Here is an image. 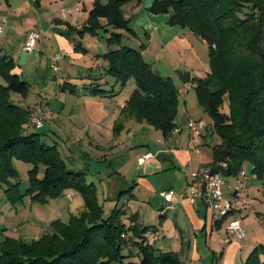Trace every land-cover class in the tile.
Here are the masks:
<instances>
[{
  "label": "trees",
  "instance_id": "trees-1",
  "mask_svg": "<svg viewBox=\"0 0 264 264\" xmlns=\"http://www.w3.org/2000/svg\"><path fill=\"white\" fill-rule=\"evenodd\" d=\"M127 1L103 4L96 0L83 32L97 37L98 29L104 27L103 18L107 33L111 27L131 29L122 12ZM150 12L169 14L170 25L191 32L208 45L210 71L206 78L192 79L191 83L222 140L213 147L211 170L224 177H236L249 163L252 175L263 181L264 0H155ZM106 43L117 47L104 56L108 62L106 74L120 88L130 80L136 85L114 133L124 129V120H133L161 130L164 136L171 135L178 128L180 104L173 80L159 74L141 50L125 45L122 34L110 32ZM0 79L5 82L0 84V190L4 189L12 204L27 196L33 203L47 204L67 191H75L83 197L85 206L84 212L72 216L68 223L50 225L49 232L38 240L7 238L1 246L0 264H130L123 255L128 248L123 235L130 233L129 241L137 248L141 264H181L176 253L161 252L147 243L145 234L151 227H127L123 206L104 217L94 182L86 173L69 170L58 147L31 131L28 122L34 108L12 100L13 94L26 97L31 83L15 72L13 59L1 51ZM100 80L85 87L89 95L110 97L119 93H114L113 88L105 89L107 83ZM72 91L75 92L73 88ZM14 159L32 165L25 191L21 190ZM41 166L45 167L43 177H39ZM222 222H216L218 228ZM244 264H264V245L256 246Z\"/></svg>",
  "mask_w": 264,
  "mask_h": 264
},
{
  "label": "crops",
  "instance_id": "crops-1",
  "mask_svg": "<svg viewBox=\"0 0 264 264\" xmlns=\"http://www.w3.org/2000/svg\"><path fill=\"white\" fill-rule=\"evenodd\" d=\"M95 1L0 0V26L4 27L0 33V51L13 59L15 72L31 83L29 94L20 100L21 106L53 111L54 116L43 133L44 140L58 147L69 170L86 173L89 181L96 185V179L103 185L107 206L115 201L118 193L119 202L126 189H135L136 185L144 189L145 194L150 193L149 201L158 210L159 220L152 224L144 222L151 227L145 234L147 243L161 252L176 253L181 264H233L234 258H240L237 264H244V257H248L261 243L252 242L244 252L241 240L247 239L246 234L241 240L230 237L225 223L222 222L218 228L211 211L201 199L193 202L183 197L189 186L187 172L211 169L213 150L206 149L210 132L206 129L207 132L200 136V143L190 132L188 135L184 133L187 128L181 127V133L163 136L153 144L145 145L138 142L140 138L134 133V121L124 120V129L119 134L114 133V127L122 119L121 112L133 91L120 99L123 88L117 90L119 83L112 77L107 78L108 62L104 56L117 47H109L107 43L105 46L104 39L99 35L90 37L83 32ZM100 1L105 3L106 0ZM154 1L128 0L122 7L125 19L134 27L140 21V27L151 41L158 38L161 43L168 44L180 38L183 43H191L189 31L169 24V14L150 12ZM64 11H72L73 15L63 18ZM33 31L40 34V39L33 52H25L26 40ZM197 38L208 47L204 40ZM56 52L63 57L59 62L62 74L59 84L57 80L53 83L56 77L52 78L55 72L51 68V58ZM193 75L191 73V79ZM96 79L107 83L105 89L113 88L114 93H119L110 97L89 95L85 87ZM32 91L38 95L35 98L37 102L33 104L30 101ZM138 146L144 148L137 149ZM133 152L135 156H132ZM125 156L126 161H121L120 158ZM141 158H144L143 163L139 161ZM250 169L247 164L243 167L247 176ZM44 171L45 167L41 166L39 177H43ZM225 178L228 183L234 179ZM96 188L98 194L97 185ZM163 192L173 194L172 210L166 209L167 203L161 195ZM70 194L73 196L69 197ZM4 196L6 203L2 205L0 202V220L5 217L1 206L8 211L10 219L0 225V251L7 238L23 240L18 228L24 224L29 229H36L39 225L42 237L49 232L50 225L58 221L68 223L72 216H78L85 208L82 196L75 191H67L47 204L33 203L28 196L22 202L12 204L5 193ZM135 199L138 201L137 197ZM244 210L234 216L240 215L243 219L249 212L255 211L258 219L264 220L262 212L247 207ZM20 215L22 218L18 219ZM125 217L130 219V222L123 221L127 227L143 224L129 210ZM149 232L153 233L152 240L148 238ZM13 233L19 235L15 237ZM126 236L130 239L132 234ZM126 250L127 254L123 252L127 256L125 262L133 255L140 257L131 242Z\"/></svg>",
  "mask_w": 264,
  "mask_h": 264
},
{
  "label": "rangeland",
  "instance_id": "rangeland-1",
  "mask_svg": "<svg viewBox=\"0 0 264 264\" xmlns=\"http://www.w3.org/2000/svg\"><path fill=\"white\" fill-rule=\"evenodd\" d=\"M106 2L107 0L103 4H106ZM102 20H104V22L102 23L104 27H101L98 30H99L100 38L104 39L103 45L106 46V39L109 37L110 32L114 31V32L120 33L123 36V43L125 45L141 50L144 59H146L147 62L151 63V65L154 67V69L159 74H161L164 77H170L173 80L175 86L179 90L180 104H179V109H178V115L176 117V123L178 126H180L179 128L183 127L184 129H186L190 120H201L205 123V125L207 126V130L210 132V138L207 142L208 145L206 146L207 147L206 149H208L209 151H212L214 146L220 145L222 143L221 137L215 131L213 120L210 118L208 114L204 112L199 102V98L194 88V85L191 82L184 83L179 76V72H189V73L194 74L193 79L206 78L210 71L209 48L201 44V41L198 40L197 36H195L191 32L189 33L191 43H188V42L183 43L180 38L176 39L174 42H169L168 44L161 43V41L158 40V38H154L151 41L148 38V35H146V32L144 31L143 27H140L142 26L140 21L134 24L136 27L131 25V29H127L124 27L122 28L121 27L119 28L111 27L110 31L107 33L106 28H105L106 20L104 18ZM86 34L89 35V33H86ZM55 74H53L52 78H55L54 76ZM107 78H111V77L107 76ZM60 80H62V78ZM0 83L4 84V81L0 79ZM53 83L55 84L56 80L53 79ZM57 83L59 84L60 81H58ZM62 85L64 84L62 83ZM62 87L64 88V86ZM107 87L110 88V86H107ZM119 87L120 85L118 86L117 90H119ZM135 88H136V85H135L134 80H130L127 83V85L123 88L122 92L120 93V99H123L124 97L128 96ZM36 96L38 95H36L35 92L32 91L31 96H30L31 104L37 102L35 99ZM22 99L23 98L17 94H13L12 96L13 102L19 105L22 104L20 103V100ZM39 108L45 111L50 110V109H46L43 107H39ZM224 110L228 111V102L225 103ZM53 116H51L48 119V121L51 118H53ZM48 121L46 122V124L48 123ZM134 123H135L134 133L138 135L140 138L138 142H144L145 145H147V143L153 144L155 141H157L158 138H161L164 136L161 130L153 128L152 126H149L147 124H138L136 122ZM46 124L44 128L41 130L36 131L35 129H31V131L42 134V139L44 140L43 133L45 132V130H47V128H45ZM142 127H145V128H142ZM187 130L188 129H186L184 133L188 135L189 131ZM207 130L204 131V134L207 132ZM196 139L199 140L200 142V137L198 138L196 136ZM202 142L204 143L203 139H202ZM139 148H144V147L138 146L137 149ZM147 150L148 149L146 148V151ZM132 156H135V152L132 153ZM61 157L63 158V156ZM126 159H127V156L120 158V160L123 162L126 161ZM13 164H14L15 169L17 170L18 180H19L21 189L25 191L29 184V170H31L32 165L22 160H18V159L17 160L15 159ZM246 164L249 165L251 169L248 172L249 177H248L247 184H246V186L248 187V191L244 192L242 189L241 190V193H243L242 196L246 199V207L248 209L254 208L257 212H262L264 216V182H263L264 180L260 181V180H257L256 177H253L251 173L253 166L249 163H246ZM235 180L236 178L233 179V182H235ZM229 182H230L229 184L233 183L232 180H230ZM95 183L98 186V198L102 206V209L104 211L103 212L104 217L110 216L113 210H115L117 206L118 207L125 206L127 212L129 210L130 213H132L134 217H138V219L140 218V222L143 223L141 226V229L148 227V225L146 224H150L151 222H156V223L158 222L159 220L158 210L149 201L150 193L145 194L144 189H142L140 186L137 187L136 185L135 189H132V190L127 188L126 194H124L121 197V200L119 202L118 200L120 198L119 197L120 194L118 193L117 197L115 198V201L111 202L110 205L107 206L106 205L107 202L103 198L104 196L103 185H101V183L98 182L96 179H95ZM224 193H225V198L230 199L231 189L224 187ZM134 196L135 198L137 197L138 201H136ZM5 198L6 197L4 196V191L3 190L0 191V202L2 203V205L6 203ZM1 209L4 210L5 217L0 220V225L6 219H10V217L7 216L8 211H5L6 209L2 208V206H1ZM84 210L85 208L83 207L81 213L84 212ZM27 211L28 210H26V213ZM47 216L49 217L50 215L47 214ZM125 216L123 217V221L130 222V219L126 218ZM20 218H22V215L18 217V219ZM236 218H241V217L240 215H238ZM258 218L259 217L255 214V211H251L249 212L248 216L246 217L244 216V218L241 219L242 225H244L243 226L244 233L246 234V237H247V239L241 240V243L243 244V247H244V252H246V249H248L249 244H251L252 242H259L264 245V220H260ZM145 221H146V224H144ZM225 225L226 223L224 224V226ZM36 227H37L36 229L30 228L31 229L30 230L27 227V225L24 224L23 226L18 228V232H21L20 233V235H22L21 238L27 242L32 241L35 237L37 238L36 240H38L41 238L39 235L41 233V228L39 225H37ZM152 234H153L152 232L148 233V238L150 240L153 239ZM16 235H19V234L13 233V236L16 237ZM123 252L127 254L126 249ZM244 256H245V253H244ZM246 257H244L245 258L244 261L247 260L248 257L247 258ZM239 259L240 258L238 259L234 258L232 259L231 263L237 264V262H240ZM127 262H131L132 264H141V258L138 257L137 255H133L127 259Z\"/></svg>",
  "mask_w": 264,
  "mask_h": 264
},
{
  "label": "built area",
  "instance_id": "built-area-1",
  "mask_svg": "<svg viewBox=\"0 0 264 264\" xmlns=\"http://www.w3.org/2000/svg\"><path fill=\"white\" fill-rule=\"evenodd\" d=\"M72 11L62 12L63 18L72 16ZM4 27L0 26V33L3 31ZM40 39V34L36 31H33L29 34L25 46V52H33L36 48V45ZM63 59L62 55L58 52L54 53L51 58V68L56 73L55 77L57 81H60L62 78L61 69L59 67V62ZM54 113L51 110H43L40 108H34L31 110L28 126L35 130H41L44 128L48 119L53 116ZM188 131L193 136L200 137L204 131L207 129L205 123L201 120H190L187 125ZM182 132V129L176 128L173 134H179ZM147 155L146 157H149ZM140 163H143L144 158H141ZM225 166V165H224ZM187 177L189 179V186L186 190V193L183 197L195 201V199H201L211 211L213 215V220L215 222L223 221L226 223V229L230 237L235 239H244L245 233L243 230L242 221L240 218H236V215L239 211L243 210L246 207V199L242 196L241 190L244 192L248 191L246 186L248 176L245 171H241L236 177V180L233 184H229L226 178L219 173H214L211 169H204L200 171H189L187 172ZM224 187L231 189L230 199L225 198ZM165 199L167 210H172L173 207V194L170 192L161 193ZM73 196V194H70ZM123 238L129 244V238L126 235H123Z\"/></svg>",
  "mask_w": 264,
  "mask_h": 264
},
{
  "label": "water",
  "instance_id": "water-1",
  "mask_svg": "<svg viewBox=\"0 0 264 264\" xmlns=\"http://www.w3.org/2000/svg\"><path fill=\"white\" fill-rule=\"evenodd\" d=\"M179 76L184 83H190L192 80L189 72H179Z\"/></svg>",
  "mask_w": 264,
  "mask_h": 264
}]
</instances>
